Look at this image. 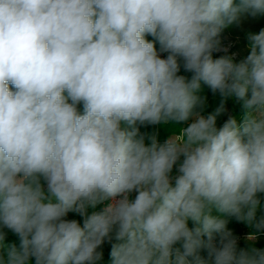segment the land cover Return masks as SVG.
<instances>
[{"label": "clouds", "instance_id": "9594fccd", "mask_svg": "<svg viewBox=\"0 0 264 264\" xmlns=\"http://www.w3.org/2000/svg\"><path fill=\"white\" fill-rule=\"evenodd\" d=\"M260 16L264 0H0V264H97L105 243L111 264H264V29L214 57ZM202 86L221 97L207 115ZM228 99L243 115L218 126Z\"/></svg>", "mask_w": 264, "mask_h": 264}, {"label": "trees", "instance_id": "16d2710c", "mask_svg": "<svg viewBox=\"0 0 264 264\" xmlns=\"http://www.w3.org/2000/svg\"><path fill=\"white\" fill-rule=\"evenodd\" d=\"M251 23V26L248 24ZM261 29H264V16H260L257 18H244L238 25L229 26L225 29L222 35H230L235 37L237 43L234 45V51L229 53L234 55L236 51V55L234 56L237 61L246 57L249 53V41L247 36L249 33H258ZM147 39L151 40L152 37H147ZM157 49H159V45L157 44ZM166 55V54H162ZM220 54L214 53V57H218ZM190 78V73H185L183 69H181V73ZM201 97L204 99V104L202 106L201 114L207 115L213 112L221 103V97L219 94H213L207 86H202V92L200 93ZM243 110L239 102H236L234 99H228L225 102V112L218 117V126H221L223 122L228 119L230 116L236 117L238 120L242 117ZM184 125H178L177 127H183ZM168 131L173 135H178V129L171 128ZM167 130L161 129L160 126H147L141 127L142 133H156L158 136L159 142L163 143L165 139H167L169 132ZM262 205H264V196L261 197ZM100 205L97 206L94 211L99 209ZM93 211V210H90ZM259 215H264V212H259ZM191 226V225H190ZM228 228L232 230L233 234L238 237V244L240 247H247L248 240L246 237L254 231L251 227H249L244 222H238L234 218H229ZM6 243H16L18 245V239L11 233L8 234ZM256 247L264 248V233H261L256 240L252 242ZM110 244L105 243L103 245V258L101 261L97 262V264H111L110 258Z\"/></svg>", "mask_w": 264, "mask_h": 264}, {"label": "rangeland", "instance_id": "374dc122", "mask_svg": "<svg viewBox=\"0 0 264 264\" xmlns=\"http://www.w3.org/2000/svg\"><path fill=\"white\" fill-rule=\"evenodd\" d=\"M251 26V23L248 24ZM221 44L222 47H226L228 49L227 53L224 52H218L216 54L224 55V54H229L234 51V45L237 43V40L235 37H232L228 34L220 36ZM236 55V51L234 52V55ZM69 218H75V219H81L77 214L70 213ZM246 240H248V236L246 237Z\"/></svg>", "mask_w": 264, "mask_h": 264}, {"label": "built area", "instance_id": "2783aa9c", "mask_svg": "<svg viewBox=\"0 0 264 264\" xmlns=\"http://www.w3.org/2000/svg\"><path fill=\"white\" fill-rule=\"evenodd\" d=\"M103 206H104L103 204L100 205V207H99V209L97 211H100L103 208Z\"/></svg>", "mask_w": 264, "mask_h": 264}]
</instances>
